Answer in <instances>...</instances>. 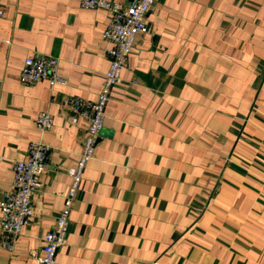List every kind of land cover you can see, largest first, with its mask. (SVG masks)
<instances>
[{
	"label": "crops",
	"instance_id": "obj_1",
	"mask_svg": "<svg viewBox=\"0 0 264 264\" xmlns=\"http://www.w3.org/2000/svg\"><path fill=\"white\" fill-rule=\"evenodd\" d=\"M0 1V201L29 142L51 147L12 251L0 232V264H38L86 134L64 101L98 98L111 12L81 0ZM146 23L57 264H264V0H157ZM36 54L57 56L66 83L23 84V63ZM42 111L54 117L45 132Z\"/></svg>",
	"mask_w": 264,
	"mask_h": 264
},
{
	"label": "built area",
	"instance_id": "obj_2",
	"mask_svg": "<svg viewBox=\"0 0 264 264\" xmlns=\"http://www.w3.org/2000/svg\"><path fill=\"white\" fill-rule=\"evenodd\" d=\"M157 0H129L127 5L108 0H81L84 8H105L111 12L104 37L109 42L107 55L110 67L104 74L101 91L96 100L79 96H69L64 105L72 112L73 120L86 122V134L77 162L68 169L70 187L64 199L63 209L56 215L55 222L43 237V254L38 256V264H57L59 248L66 243L69 231L70 213L84 180V171L88 162L94 158L98 140L104 128L106 108L111 100L114 87L122 81V70L127 65L135 46L136 37L149 31L146 15ZM5 7L0 1V16ZM60 59L51 54H36L25 59L20 81L23 84H36L48 80L51 85L65 84L59 74ZM54 117L49 111L37 115L36 126L45 132L53 126ZM51 147L39 140H31L27 149V158L14 160V191L5 194L0 201L1 246L12 251L23 228L30 222L33 214V194L41 187V174L49 166ZM160 264V263H156Z\"/></svg>",
	"mask_w": 264,
	"mask_h": 264
}]
</instances>
